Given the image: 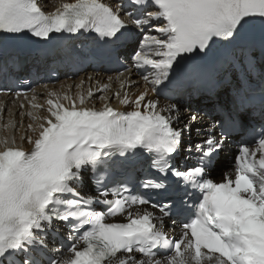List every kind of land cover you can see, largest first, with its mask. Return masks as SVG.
Instances as JSON below:
<instances>
[{"label":"snow or ice","instance_id":"snow-or-ice-1","mask_svg":"<svg viewBox=\"0 0 264 264\" xmlns=\"http://www.w3.org/2000/svg\"><path fill=\"white\" fill-rule=\"evenodd\" d=\"M149 29L158 35H144L140 50L128 47L154 91L174 95L191 62L215 57L243 73L250 100L259 81L264 112V0H75L52 12L38 0H0V72L21 68L11 42L26 35L48 43L55 34L95 33L100 46L87 55L103 58L119 57ZM147 95H125L126 112L49 100L52 118L38 124L36 139L24 138L31 149L3 141L0 264H264V128L216 182L210 169L243 130L240 115L221 107L183 120L177 102ZM194 127L202 139L185 143ZM85 175L93 193L81 191ZM180 217V234L170 237L165 221ZM60 223L67 233L56 248Z\"/></svg>","mask_w":264,"mask_h":264},{"label":"bare ground","instance_id":"bare-ground-1","mask_svg":"<svg viewBox=\"0 0 264 264\" xmlns=\"http://www.w3.org/2000/svg\"><path fill=\"white\" fill-rule=\"evenodd\" d=\"M43 7L47 11H54L60 7L66 1L75 0H39ZM107 3H112L113 0H104ZM148 35H154L152 30L147 33ZM42 66L38 61H33L30 65V70L38 71L41 70ZM146 74L141 73V67H135L130 73H123L119 77H111L105 75H95L91 77L74 76L73 78H66L62 81L52 84L37 87L34 92H31L27 101H13L10 97L0 96V150L3 149V141L8 140L11 144L15 141V144L22 146L26 149L32 147V144L26 142L24 139L27 136L34 138L37 137L36 131H32L28 128L29 124H32L38 132V124L44 123V118L49 117L48 110H40L37 105H46L47 94H54L56 99L60 103H66L70 100H75L78 107H101L104 104H110L118 106L121 100L128 96L129 99H134L137 95L142 92H147L146 99H158L160 105L168 104L161 98H157L152 94L153 86L150 83L152 79L151 74H148L149 80L146 81L144 76ZM128 94H126V90ZM115 92L119 93V98L115 96ZM91 93V95H89ZM67 96L70 100L64 99ZM83 96L85 103L84 105L79 104V98ZM103 97V98H102ZM5 104V105H4ZM22 104L26 105L25 109L20 108ZM36 105L37 107H33ZM121 104L120 106H122ZM131 109V107L129 106ZM183 120L189 118V110L180 109ZM203 131V129L201 130ZM201 136L197 134L195 127L192 132L190 141L189 138L185 137V143L197 141V138ZM90 185L85 182L83 188L87 189ZM50 247H53L52 240L50 241ZM58 247V243L55 244Z\"/></svg>","mask_w":264,"mask_h":264}]
</instances>
